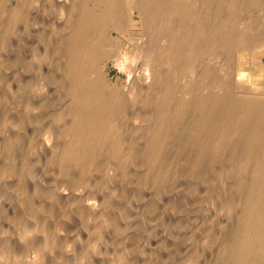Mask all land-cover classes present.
<instances>
[{
    "label": "rangeland",
    "instance_id": "1",
    "mask_svg": "<svg viewBox=\"0 0 264 264\" xmlns=\"http://www.w3.org/2000/svg\"><path fill=\"white\" fill-rule=\"evenodd\" d=\"M105 1L0 0V264H264V0Z\"/></svg>",
    "mask_w": 264,
    "mask_h": 264
},
{
    "label": "bare ground",
    "instance_id": "2",
    "mask_svg": "<svg viewBox=\"0 0 264 264\" xmlns=\"http://www.w3.org/2000/svg\"><path fill=\"white\" fill-rule=\"evenodd\" d=\"M107 1V0H106ZM105 1V2H106ZM134 2H136V0L134 1ZM134 4V3H133ZM131 5V4H130ZM135 5V4H134ZM123 6V5H122ZM136 9V8H135ZM152 14V13H151ZM110 15V14H109ZM108 15V16H109ZM102 16V15H101ZM153 20V19H152ZM126 23V22H125ZM144 24V23H143ZM148 24V23H147ZM87 25V24H86ZM121 27V26H120ZM147 27V26H146ZM98 29V28H97ZM95 30V29H94ZM94 30H92V31H94ZM91 31V30H90ZM98 31V30H97ZM123 31V30H122ZM128 31V30H127ZM87 32V31H86ZM124 32V31H123ZM125 32H126V30H125ZM82 33V32H81ZM104 33V32H103ZM110 33V32H109ZM108 33V34H109ZM226 36V35H225ZM88 37V36H87ZM92 37V36H91ZM100 37V36H99ZM124 38V37H123ZM82 39V38H81ZM112 39V38H111ZM98 40V39H97ZM100 40V39H99ZM108 40V39H107ZM107 40H105V41H107ZM134 40V39H133ZM138 40V39H137ZM101 42V41H100ZM212 42V41H211ZM219 43V42H218ZM241 43V42H240ZM98 44V43H97ZM252 46V45H251ZM144 47V46H143ZM242 48V47H241ZM95 49V48H94ZM104 54V53H103ZM119 54V53H118ZM103 58V57H102ZM79 60V59H78ZM234 60V59H233Z\"/></svg>",
    "mask_w": 264,
    "mask_h": 264
}]
</instances>
